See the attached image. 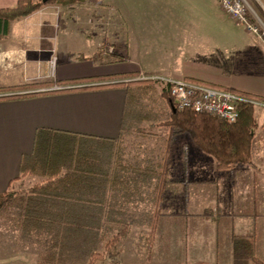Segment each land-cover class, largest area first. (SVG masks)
Returning <instances> with one entry per match:
<instances>
[{"label":"crops","instance_id":"1","mask_svg":"<svg viewBox=\"0 0 264 264\" xmlns=\"http://www.w3.org/2000/svg\"><path fill=\"white\" fill-rule=\"evenodd\" d=\"M18 1L0 0V9ZM117 1L125 9L122 21L112 13V0H87L74 9L46 5L15 21L10 35L0 40V89L138 73L144 80H187L264 97V40L249 32L230 34L233 20L217 0ZM125 100L126 90L116 88L0 101V194L12 186L21 189L22 158L32 153L39 129L117 139ZM255 116L259 148L252 165L220 171L190 138H174L169 172L174 183L165 190L163 217L181 216L180 211L169 213L181 187L219 185L222 216L235 221L228 233L231 244L234 236H253L256 251L264 249V108L256 107ZM248 200L255 204L252 213L247 212ZM201 227L185 226L193 233L191 249L199 250L198 263L205 260L202 238L196 235ZM178 232L158 223L154 252L174 248L170 240ZM215 235L217 231V249ZM210 255L215 258L216 252ZM24 259L0 258V264H22ZM25 260L38 264L36 258Z\"/></svg>","mask_w":264,"mask_h":264},{"label":"trees","instance_id":"2","mask_svg":"<svg viewBox=\"0 0 264 264\" xmlns=\"http://www.w3.org/2000/svg\"><path fill=\"white\" fill-rule=\"evenodd\" d=\"M85 1L19 0L15 7L0 9V40L10 35L15 21L46 5L74 9ZM55 87L61 89L37 91ZM116 88L126 90L117 139L39 129L32 153L22 158L18 178L21 187L27 178L38 181L0 194V217L12 215L22 242L39 249L38 264L114 261L117 245L129 237L133 226L149 227L142 240L147 256L152 257L165 190L174 183L169 178L171 145L178 135H188L220 171L253 164L259 148L255 106L240 105L234 123L180 110L170 85L140 79L138 73L1 88L0 95L7 96H0V101ZM226 90L264 102L261 96ZM147 123L149 128L144 126ZM154 128H167L168 134L151 145L148 142L157 137ZM137 135L148 142L137 143L133 140ZM232 249L234 264H264L255 255L253 236H234Z\"/></svg>","mask_w":264,"mask_h":264},{"label":"rangeland","instance_id":"3","mask_svg":"<svg viewBox=\"0 0 264 264\" xmlns=\"http://www.w3.org/2000/svg\"><path fill=\"white\" fill-rule=\"evenodd\" d=\"M121 4L123 3H119L117 0H112V13L115 14L117 20L120 19L122 21L123 19H126V17L125 9ZM229 26L230 34H232V32H239L241 34L248 32L244 27L236 25L235 21H229ZM262 40H264V35H262ZM108 49L109 48L106 50ZM144 126L149 128L148 123L144 124ZM152 132L157 134V137L150 142L146 141L141 135H137L133 140L137 143L145 144L148 142L153 145L160 141L162 135L166 136L168 134V129L154 128L152 129ZM180 136L179 140H183L182 138H189L186 134H181ZM133 147L135 148L137 145L134 144ZM37 181L38 179L34 177L27 178L23 181L24 185L21 188H28ZM175 196L177 198L175 206L169 213H177L180 211L181 216L175 215L172 217H163L161 211V215L158 217V223L160 225L175 226L179 228V232L175 234V236H172V239L170 240L171 243H175L174 248L167 250L159 247V249H156L152 257H148L146 254V242L142 239L148 236L149 227L133 226L129 237L126 240H122L119 245H117V256L114 258V261L111 258H108L104 264H197V261L200 258V256L197 255L199 250L191 249V243L189 240L190 237L193 236V233H187L185 228L187 223L192 225H202L200 232H197L196 235L199 239L202 238L200 239L202 242L201 249L205 253V260L198 264H234L233 249L228 233L236 226L235 221L233 222L222 216L224 208L222 207L220 200V186L202 183L192 184L187 188L181 187ZM254 205L253 200H248L247 207H250L247 209L248 213L254 211ZM187 213L190 217H188ZM11 216L0 217V258L13 256L21 259H38L39 249L35 246L25 245L22 242L20 230ZM211 216L215 219L212 220ZM260 221H263V219ZM215 231H217V235H215L217 237V249H214ZM187 250H190V252L188 253ZM212 252H216L215 258L211 257L213 256L210 255ZM109 254L110 253H108L107 256ZM255 255L260 261L264 262V259L262 258L264 257V249L259 248L258 251H256V242ZM160 258L163 259V262H160ZM25 259L22 260V264H26L29 261ZM247 264L253 263L249 262Z\"/></svg>","mask_w":264,"mask_h":264},{"label":"built area","instance_id":"4","mask_svg":"<svg viewBox=\"0 0 264 264\" xmlns=\"http://www.w3.org/2000/svg\"><path fill=\"white\" fill-rule=\"evenodd\" d=\"M220 8L236 24L262 39L264 35V0H217ZM107 53H112L109 48ZM55 69L56 58L50 62ZM170 85V94L180 110H193L196 113L218 117L229 123L239 119V107L251 104L263 107L264 102L248 99L238 93L200 82L187 80H165ZM59 89L55 88L54 90Z\"/></svg>","mask_w":264,"mask_h":264},{"label":"water","instance_id":"5","mask_svg":"<svg viewBox=\"0 0 264 264\" xmlns=\"http://www.w3.org/2000/svg\"><path fill=\"white\" fill-rule=\"evenodd\" d=\"M45 2V1H44Z\"/></svg>","mask_w":264,"mask_h":264}]
</instances>
